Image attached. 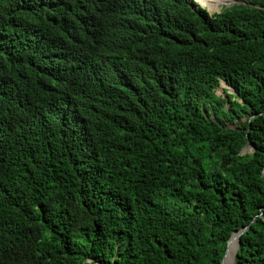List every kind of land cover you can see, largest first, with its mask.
<instances>
[{
	"label": "trees",
	"instance_id": "trees-1",
	"mask_svg": "<svg viewBox=\"0 0 264 264\" xmlns=\"http://www.w3.org/2000/svg\"><path fill=\"white\" fill-rule=\"evenodd\" d=\"M240 1L0 0V264H221L245 227L235 264H264V0Z\"/></svg>",
	"mask_w": 264,
	"mask_h": 264
},
{
	"label": "rangeland",
	"instance_id": "rangeland-1",
	"mask_svg": "<svg viewBox=\"0 0 264 264\" xmlns=\"http://www.w3.org/2000/svg\"><path fill=\"white\" fill-rule=\"evenodd\" d=\"M193 1L198 2V4H200L201 6H205L208 9H213L211 11H218L220 9V7L222 6V4L224 5H233L236 3H240V0H224L222 1L220 4H217L216 6L214 4H212L210 2V0H189V4L193 5ZM210 11V10H209ZM216 94L221 96V97H225V94H230L233 95L234 91L233 89L226 83V82H222L221 85L217 88ZM244 121H240V120H236L233 122H228L226 123V126L228 128H235L236 126L242 124ZM253 148L251 146H246L243 150H242V154H251L252 153Z\"/></svg>",
	"mask_w": 264,
	"mask_h": 264
},
{
	"label": "water",
	"instance_id": "water-1",
	"mask_svg": "<svg viewBox=\"0 0 264 264\" xmlns=\"http://www.w3.org/2000/svg\"><path fill=\"white\" fill-rule=\"evenodd\" d=\"M218 12V11H217ZM246 146H251L253 149H255L249 141H247V144ZM248 229V227H245V228H242L240 231H237V232H234L232 233L231 237L229 238V240L227 241V245H226V250H225V253H224V257L222 259V262L221 264H224L225 260L227 259L228 257V253H229V247H230V244H231V241L233 239H236L237 241V246L235 247V250L233 252V258H232V264H235V258L237 256V252H238V248H239V244H240V237L241 235Z\"/></svg>",
	"mask_w": 264,
	"mask_h": 264
},
{
	"label": "bare ground",
	"instance_id": "bare-ground-1",
	"mask_svg": "<svg viewBox=\"0 0 264 264\" xmlns=\"http://www.w3.org/2000/svg\"><path fill=\"white\" fill-rule=\"evenodd\" d=\"M210 2L212 4H214L215 6L218 4L216 1L214 0H210ZM198 3V2H197ZM236 244V239H233L231 241L230 247H229V253H228V257L226 259L227 263L226 264H232V256H233V252H234V246Z\"/></svg>",
	"mask_w": 264,
	"mask_h": 264
},
{
	"label": "clouds",
	"instance_id": "clouds-1",
	"mask_svg": "<svg viewBox=\"0 0 264 264\" xmlns=\"http://www.w3.org/2000/svg\"><path fill=\"white\" fill-rule=\"evenodd\" d=\"M240 3H242V1H241ZM219 4H220V3H219ZM236 4H238V3H236ZM233 5H235V4H233ZM233 5H225V4L223 5V4H222V6L220 7V9H219L218 12H217L216 10H214V11H211V10H210V11H209V9H208L207 7H205V6H201V5L198 4L197 2L193 1V6H194L193 8H194V9L200 7V8L205 9L209 14L219 13L223 7H231V6H233ZM221 83H222V82H221ZM221 83H220V85H221ZM220 85H219V86H220ZM233 95H234V94H233ZM253 150H254V149H253ZM253 150H252V151H253Z\"/></svg>",
	"mask_w": 264,
	"mask_h": 264
}]
</instances>
